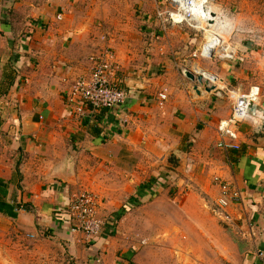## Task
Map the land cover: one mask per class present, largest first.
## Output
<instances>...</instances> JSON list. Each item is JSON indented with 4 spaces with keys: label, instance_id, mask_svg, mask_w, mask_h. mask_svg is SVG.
<instances>
[{
    "label": "crops",
    "instance_id": "1",
    "mask_svg": "<svg viewBox=\"0 0 264 264\" xmlns=\"http://www.w3.org/2000/svg\"><path fill=\"white\" fill-rule=\"evenodd\" d=\"M38 1L0 0V10H4L0 15V87L6 90L0 91V153L9 152L7 160H0V178H6L3 182L8 185L5 198H0V229L8 225L14 230V225L22 223L19 228L25 232L44 229L76 246L78 241L76 249H83L84 243L70 231L66 212L76 190L111 197L105 191L106 176L98 169H110L115 163L123 166L128 153H160L161 149L182 153L191 144L180 166L195 170L203 182L211 173L236 182L242 192L243 214L252 223L251 229L240 221L233 223L242 232L236 243L230 230L216 226L212 245L218 257L230 264H264V47L255 51L251 43L237 45L235 59L219 66L217 74L226 87L256 85L260 89L250 115L237 126L239 148L223 151L216 147V127L229 115L231 103L179 71L180 60L187 56L176 54L189 48L185 43L181 46L185 32L173 26L163 34L166 42L146 48L139 37L124 33L129 30L128 22L114 17L113 0ZM82 8L96 10L108 27L96 26L92 14H82ZM21 9H28L29 14L20 15L17 10ZM112 25L118 27L106 40L104 33ZM208 39L210 43L219 38L210 33ZM105 44L116 54L117 82L128 91L127 103L123 108L78 115L66 102V93L77 78L88 77L89 57ZM168 52L171 57L166 56ZM197 72L204 79H214V85L220 83L212 72ZM159 92L167 95L165 100H159ZM16 154L21 158L13 164ZM206 185V197L216 205L220 192L209 182ZM133 189L130 195L135 196ZM106 207L102 203L100 214L113 215L112 207ZM110 221L104 236L81 251L80 263L109 264L117 253L121 261L129 259L128 249L119 250L121 243L116 245L106 237L115 232ZM236 228L231 229L236 232ZM221 234L232 240L230 250L219 241ZM2 239L0 232V264H7Z\"/></svg>",
    "mask_w": 264,
    "mask_h": 264
},
{
    "label": "rangeland",
    "instance_id": "2",
    "mask_svg": "<svg viewBox=\"0 0 264 264\" xmlns=\"http://www.w3.org/2000/svg\"><path fill=\"white\" fill-rule=\"evenodd\" d=\"M113 4L117 11V15L114 17L117 16V19L120 20L124 18V21L128 22L129 30H124V33H129L128 35L132 37H139L146 48L154 42L156 44L166 42L168 38L163 34L173 26H177L181 32H185L187 38L185 42L182 41L181 46L185 43L189 48L183 47L182 50H178L180 53L176 55L183 56L181 58L187 56L186 61L185 59L180 60L178 69L183 75L185 71L191 72L194 76L201 75L197 70L217 75L220 83L218 86L215 85L214 90L208 92L217 91L223 99L230 103L228 98L232 91L239 89L240 92H246L253 86L246 89L239 86L226 87L217 72L224 61L233 60L222 59L220 55L207 59L202 57L200 52L204 44L208 42L210 33L217 37L219 35L235 49L237 45L250 43L255 51L260 47L263 49L264 0H208L205 10L209 9L210 14L204 30H201L194 21H187L183 24L175 23L174 25H165L161 22L157 13L159 11L167 13L166 11L171 10V0H113ZM2 11L4 10H0V15H2ZM17 11L22 16L29 14L28 9ZM81 12L87 15L92 14L95 24L99 28L108 27L107 24L103 25L101 14L96 13L97 11H94L93 8H82ZM212 13L215 20L210 23ZM57 18L59 17L57 16ZM16 19L19 20L17 17ZM18 23L19 21L15 22L23 33V28ZM114 27L116 26L112 25V30L109 33H104L106 40L113 37ZM105 45L111 47L109 44ZM170 55V52L166 53V56ZM203 80L211 85L214 84L213 81L204 78ZM198 85L200 84L198 83ZM201 86L205 88V84ZM222 86L224 88H221ZM160 93L164 92H159L158 96ZM6 144L8 145V142ZM188 145L187 151L182 153L173 150L166 152L162 149L160 153L144 152L141 155L128 153L126 159L122 161L123 166H119L120 163H115L110 169H98L97 172L100 171L106 176L103 180L106 181L105 191L109 190L108 196L111 197L102 198L97 193L83 188L76 190L72 195L71 199L82 192L93 193L97 201L98 216L104 220L105 225L109 220L114 224L115 232L105 234L106 237L109 236L108 238L113 239L116 245L121 243L119 250L128 249L129 259H125V262L123 259L121 261L120 255L117 253L116 256L119 259L116 258L114 262L109 261V264H230L223 260L221 255L218 257V249L212 245L213 237L217 234L215 227L219 226L222 229L230 230L233 233V242L236 243L238 234L242 236V232H237L234 224L240 221L251 229L252 223L243 214L242 198L241 201L234 202L238 198L232 197L234 195L231 197L225 195V201L230 198L232 200L227 205L219 207L217 203L214 205L215 202H210L206 197V184L209 182L216 186L220 192L224 190L222 184L226 183L229 187L226 185L225 190L231 189L230 191L238 193L240 196L242 192L236 182L225 179L219 173H211L205 183L195 170L191 172L188 167L182 168L180 162L184 160L183 156L188 155L193 147L191 144ZM211 148L215 147L211 146ZM8 154L9 152H1L0 160L2 158L7 160L6 155L8 156ZM20 158L21 156L16 154L13 164L17 163ZM124 163L127 166H124ZM132 178L136 179V182L130 181ZM0 179L6 180V178ZM4 184L8 186L7 183L4 182ZM18 187H20L19 184ZM132 188H134L135 196L130 195ZM102 203L108 205V208L112 207L113 210L110 213L113 215L108 213L102 216L100 214ZM119 211L122 213L121 216H119ZM233 215H235L234 218ZM115 221L116 223H114ZM20 225L22 223L14 225V230L12 227L8 229V225L1 226L0 232L3 237L1 251L3 256L9 257L10 263L7 264H82L79 262L81 251L84 248L87 249L88 244L92 241L96 240L97 242V239L101 237L93 238L89 242L83 239L80 242L84 243L81 244L83 249L80 247L76 249L79 245L78 241H75L76 246L64 237L44 232V229L40 231L37 229L32 233L25 232L23 228H19ZM232 227L236 228V232H233ZM101 235L104 236L103 233ZM239 240H241L240 236ZM219 241L223 242L225 249L230 250L229 243L232 240L227 235L221 234ZM135 254L138 256H134ZM86 263L89 264L88 260Z\"/></svg>",
    "mask_w": 264,
    "mask_h": 264
},
{
    "label": "built area",
    "instance_id": "3",
    "mask_svg": "<svg viewBox=\"0 0 264 264\" xmlns=\"http://www.w3.org/2000/svg\"><path fill=\"white\" fill-rule=\"evenodd\" d=\"M206 2L208 0H171V10L166 11L167 13L159 11L157 17L165 25L194 21L201 30H204L208 24L210 14L209 9L205 10ZM199 7L200 9H198ZM218 37L219 39L216 42L204 44L200 52L201 56L210 59L215 55H220L222 59H235L236 49L223 38H220L219 35ZM89 61L90 72L88 77H79L73 82L66 93V102L72 105L75 112L81 116H84L85 112L94 115L101 109L125 107L128 100V91L120 87L117 82L119 67L116 54L112 48L108 45L103 46L97 53L89 57ZM158 97L160 101H163L167 96L160 93ZM259 97V86L254 85L246 92H240L238 89L230 93L228 98L231 103L230 113L225 119L219 120L216 127V147L223 151L239 148L237 126L250 115L252 107L258 102ZM226 185L229 187L226 183L222 184L224 190L220 191L222 194L217 202L219 207L227 205L232 200L230 198L225 201V195L230 197L234 195L232 197L238 198L234 202H239L242 198L240 194L230 191V188L229 191L225 190ZM66 209L71 222L70 231L79 235L80 241L84 239L89 242L102 234L105 229V222L97 214V201L93 193H79L73 199H70ZM259 254L261 255V253Z\"/></svg>",
    "mask_w": 264,
    "mask_h": 264
},
{
    "label": "water",
    "instance_id": "4",
    "mask_svg": "<svg viewBox=\"0 0 264 264\" xmlns=\"http://www.w3.org/2000/svg\"><path fill=\"white\" fill-rule=\"evenodd\" d=\"M184 75H185L186 77H188L189 79H191V80H193V81H196V82L199 83L200 85L205 84V90H206V91H211V90H214V89H215V85H211V84H209L207 81H204L202 75L194 76L191 72H188V71H185V72H184ZM194 91H195L196 93H199V90H198V86H197V85H195V87H194Z\"/></svg>",
    "mask_w": 264,
    "mask_h": 264
},
{
    "label": "trees",
    "instance_id": "5",
    "mask_svg": "<svg viewBox=\"0 0 264 264\" xmlns=\"http://www.w3.org/2000/svg\"><path fill=\"white\" fill-rule=\"evenodd\" d=\"M2 82H3V81L0 82V85L2 84ZM10 84H11V83H8V86H9ZM6 88H7V86H6ZM0 91H1V93H5L6 90H5V89H2V88L0 87ZM6 193H7L6 185H5L4 182L0 179V198L6 196ZM121 210L123 211L124 208L121 209ZM120 213H121V211H120ZM121 214H122V213H121Z\"/></svg>",
    "mask_w": 264,
    "mask_h": 264
},
{
    "label": "bare ground",
    "instance_id": "6",
    "mask_svg": "<svg viewBox=\"0 0 264 264\" xmlns=\"http://www.w3.org/2000/svg\"><path fill=\"white\" fill-rule=\"evenodd\" d=\"M198 9H200V7H199ZM212 17H213V14H212ZM210 21H211V20H210ZM210 23H212V21H211ZM216 41H217V39L214 40V41H212V42H210L209 44H212V43H214V42H216ZM215 44H216V43H215ZM207 77L211 78L210 75H208ZM211 79H212V78H211ZM211 79H210V80H211ZM212 81H214V79H213Z\"/></svg>",
    "mask_w": 264,
    "mask_h": 264
}]
</instances>
